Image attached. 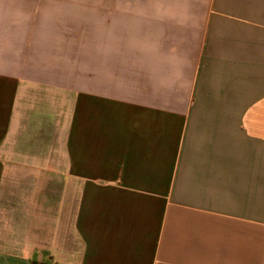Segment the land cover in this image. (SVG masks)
Listing matches in <instances>:
<instances>
[{
  "label": "crops",
  "instance_id": "1",
  "mask_svg": "<svg viewBox=\"0 0 264 264\" xmlns=\"http://www.w3.org/2000/svg\"><path fill=\"white\" fill-rule=\"evenodd\" d=\"M0 264H264V0H0Z\"/></svg>",
  "mask_w": 264,
  "mask_h": 264
},
{
  "label": "rangeland",
  "instance_id": "2",
  "mask_svg": "<svg viewBox=\"0 0 264 264\" xmlns=\"http://www.w3.org/2000/svg\"><path fill=\"white\" fill-rule=\"evenodd\" d=\"M114 1L125 2V1H131V0H114ZM77 44H79V42H77ZM78 60H79V57H72L71 70L77 71V73H75L77 74L76 75L77 77H78V71L80 70V68L84 67V65L86 66V63H85V60H86L88 64L86 68L90 71L96 70L97 67L98 69H101L100 67L104 66L103 71L100 72V75L102 73V76L105 77V80L108 76L111 78V80L114 76L122 77V82H119L118 80L116 82L121 83L123 90H127L128 86L131 85V56L129 57L119 56V57H114V58H108V57L101 58L100 56H97V57L94 56V57L84 58V62L83 60H79V61ZM111 64L115 66H111ZM62 75H63V72H61V74L57 73V79L59 80V77H61ZM110 81L108 82V84H111ZM62 92L63 91L57 89L56 94H55V98H56L55 99V109H56L55 116H57L56 122L60 121L61 116H68V112H71L75 106L76 95L74 94L72 95L71 106H70L71 108H69V105H67V102H69V99H70L69 95L67 94L64 95ZM58 128L59 127L56 128L57 132H59ZM43 255H46V252H43Z\"/></svg>",
  "mask_w": 264,
  "mask_h": 264
}]
</instances>
